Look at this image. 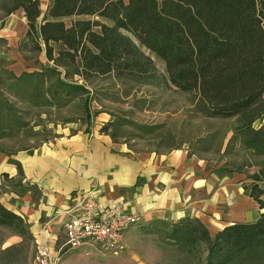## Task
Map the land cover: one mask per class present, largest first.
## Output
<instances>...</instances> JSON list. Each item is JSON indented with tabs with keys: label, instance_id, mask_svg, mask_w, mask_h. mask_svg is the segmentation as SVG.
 Returning <instances> with one entry per match:
<instances>
[{
	"label": "trees",
	"instance_id": "trees-1",
	"mask_svg": "<svg viewBox=\"0 0 264 264\" xmlns=\"http://www.w3.org/2000/svg\"><path fill=\"white\" fill-rule=\"evenodd\" d=\"M19 9L28 23L20 50L33 43L40 52L43 41L49 63L17 74L0 62V140L27 125L19 103L63 108L79 100L90 121L89 84L105 76L151 84L158 70L149 50L164 61L161 78L167 85L194 93L205 115L235 119L230 142L238 140L252 154L264 155V0H50L40 24V0H2L0 26ZM77 15L99 18L66 22ZM258 119L263 121L256 127ZM111 123L100 131L119 142ZM253 179L250 195L264 207L259 185L264 176ZM152 224L168 229L166 239L190 254L194 264H264V212L214 235L190 216ZM6 230L22 241L4 246L7 239L1 238V253L17 252L31 237L26 219L0 200V231Z\"/></svg>",
	"mask_w": 264,
	"mask_h": 264
},
{
	"label": "crops",
	"instance_id": "crops-1",
	"mask_svg": "<svg viewBox=\"0 0 264 264\" xmlns=\"http://www.w3.org/2000/svg\"><path fill=\"white\" fill-rule=\"evenodd\" d=\"M49 4L50 0H40L39 24ZM27 32L23 9L0 26V39L7 48L0 50V59L17 74L49 63L43 41L33 58L20 50ZM101 126L96 127L98 138L91 140L88 133L68 135L63 130L61 137L33 150H0V200L26 219L35 247L46 243L54 250L64 241L63 223L79 196L107 207L123 205L139 214L140 222L198 218L211 234L235 222L255 221L264 212L250 193L245 200L235 183H216L206 161L188 150L136 153L99 131ZM249 215L251 219H244ZM60 235L63 240L57 241ZM87 246L96 248L91 244L82 248Z\"/></svg>",
	"mask_w": 264,
	"mask_h": 264
},
{
	"label": "rangeland",
	"instance_id": "rangeland-1",
	"mask_svg": "<svg viewBox=\"0 0 264 264\" xmlns=\"http://www.w3.org/2000/svg\"><path fill=\"white\" fill-rule=\"evenodd\" d=\"M3 15L4 12L0 10V18ZM85 18L99 17L77 15L65 20L70 24L75 19ZM52 44L58 48V44ZM32 46L33 43H29L23 52L28 58L39 54ZM6 49V44L0 41V50ZM146 51L154 59L158 70V76L150 80L151 84L136 86L112 76L95 78L89 84L94 113L90 121L84 117L79 100L63 108L19 103L27 125L17 130L12 138L1 139L0 150H33L55 141L61 137L63 130L68 135L80 131L88 133L91 140L98 138L97 126L113 122L109 130L129 150L136 153H167L186 149L189 154L206 161L217 178L216 183H235L247 200L254 174L264 176V155L252 154L238 140L230 142L236 120L205 115L197 107L194 93L182 92L163 81L161 77L166 75L164 61L153 52ZM0 62L4 64L3 59ZM262 121L258 119L254 126H260ZM259 182L263 188L264 179ZM246 208H249L248 204ZM251 218L250 215L244 217ZM153 221L142 220L125 234L126 248L123 252L109 254L91 246L65 250L60 255L59 264H194L190 254L182 252L166 239L168 229L160 224L153 225ZM1 238L7 239L4 246L22 241L19 235L8 230L0 231ZM62 238L60 235L57 241H62ZM21 248L17 252L0 251V264H34L32 256L36 247L32 233ZM204 256L203 251L202 258Z\"/></svg>",
	"mask_w": 264,
	"mask_h": 264
},
{
	"label": "built area",
	"instance_id": "built-area-1",
	"mask_svg": "<svg viewBox=\"0 0 264 264\" xmlns=\"http://www.w3.org/2000/svg\"><path fill=\"white\" fill-rule=\"evenodd\" d=\"M76 200L77 204L69 209L63 223L64 241L54 250L46 243L37 244L32 256L34 264H58L63 251L88 244L109 254L125 250V234L140 222V215L126 210L123 205L107 207L86 196Z\"/></svg>",
	"mask_w": 264,
	"mask_h": 264
}]
</instances>
